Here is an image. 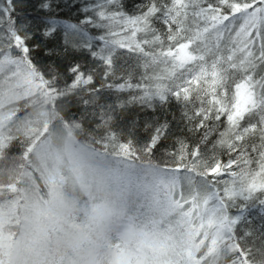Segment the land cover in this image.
<instances>
[{
    "label": "snow or ice",
    "instance_id": "1",
    "mask_svg": "<svg viewBox=\"0 0 264 264\" xmlns=\"http://www.w3.org/2000/svg\"><path fill=\"white\" fill-rule=\"evenodd\" d=\"M111 4L115 10L101 13L107 27V51L101 57L104 78L116 75L114 53L117 49L139 53L146 69L163 65L164 70L160 72L149 74L146 70L141 82L135 85L121 77L123 82L115 88L121 91L135 88L142 98L164 100L171 96L183 101L186 108L193 104L192 113L185 111L184 117L189 122L196 121V131L205 130L200 143L189 146L181 142L177 150L168 153L172 157L170 167L153 168L159 177L160 195L170 213H179L177 224L182 229L169 226L178 242L175 259L169 264H250L236 238L235 221L229 210L230 202L241 192L264 194V0H170L168 4L148 0L138 15L123 13L115 7L116 0H111ZM190 7L194 9L193 16L203 20L204 26L197 27L192 35H185L187 29L183 22ZM153 18L160 19L166 33L152 27ZM138 33H151V39H129V35L134 38ZM211 36L215 40L209 47ZM0 41V75L7 72L9 76H21L31 91L43 92L57 100L93 83V75H86L76 65L69 70L73 73L72 83L63 89L57 88L33 64L23 37L15 34L11 39L5 37ZM225 41L231 45L226 48L227 54H214L213 49L219 52ZM147 45L152 47L146 49ZM207 54H213L210 65ZM189 65L194 67H186ZM234 73L240 74L239 82H235ZM254 117H258L255 123ZM222 118L226 127L217 132L216 125L209 122H220ZM246 119L247 126H242ZM47 132L45 125L42 134ZM214 133L218 139L211 148L202 151L201 145ZM257 134L259 145L252 142ZM160 135L156 131L139 151L149 157V162ZM11 139L0 137V149ZM110 144L125 160L140 158L131 141L119 139L112 131L103 137V146ZM218 147L227 150L226 162L218 157L215 151ZM249 149L258 159L253 160ZM30 152L31 145L24 149V159H28ZM233 153L237 154L235 158ZM253 163L257 169L252 168ZM224 175L231 176V182L219 179ZM15 187L9 186L13 191ZM136 211L139 212V206ZM193 244L196 253L191 251ZM251 264H264V250L259 261Z\"/></svg>",
    "mask_w": 264,
    "mask_h": 264
},
{
    "label": "clouds",
    "instance_id": "2",
    "mask_svg": "<svg viewBox=\"0 0 264 264\" xmlns=\"http://www.w3.org/2000/svg\"><path fill=\"white\" fill-rule=\"evenodd\" d=\"M31 97L34 121L19 126L31 145L0 154V264H168L178 242L161 227L156 166L103 146L108 123L89 129L21 76L0 75V109ZM9 109L0 112V125ZM48 132L42 134L44 125ZM30 173V174H29ZM9 185H15V191ZM140 202L145 211L134 210Z\"/></svg>",
    "mask_w": 264,
    "mask_h": 264
},
{
    "label": "trees",
    "instance_id": "3",
    "mask_svg": "<svg viewBox=\"0 0 264 264\" xmlns=\"http://www.w3.org/2000/svg\"><path fill=\"white\" fill-rule=\"evenodd\" d=\"M169 2L170 0H157L159 4ZM147 4L148 0H116L115 7L127 15H138ZM111 10H115L111 0H0V38L11 39L15 34L23 37V42L29 49V58L57 88L63 89L72 83L73 73L69 70L73 66L78 65L86 75L91 73L92 84L73 90L62 99L54 100L55 103L67 106L68 115L73 119H82L89 129L107 121V132L112 131L119 139L131 141L140 156L139 151L147 145L156 131H160L161 135L152 150L150 162L170 167L172 157L168 153L177 150L181 142L189 146L200 143L205 130L196 131V121L189 122L184 117L185 111L192 113L193 104L186 108L183 101L171 96L164 100L159 97L142 98L135 88L123 91L115 88V85L123 82L121 77L135 85L141 82V76L146 70L149 74L153 71L160 72L164 70L163 65L146 69L139 53L117 49L114 53L116 75L104 78L101 57L107 51V27L101 13ZM193 11L192 7L188 9V17L183 22L187 29L185 35H192L197 27L204 26L203 20L193 16ZM152 27L162 34L167 31L160 19L153 18ZM129 39L150 40L151 33H138L134 38L129 35ZM214 40V36L208 38L209 47ZM145 47L148 49L152 45ZM228 47H231L229 43L222 42L219 52L213 49V53L226 55ZM206 59L210 65L213 54H207ZM234 78L235 82H239L240 74L234 73ZM229 83L234 88V83ZM30 98L29 94L25 93V98H18L13 104L0 109V112L14 109L9 112V118L0 125V137L12 138L5 148L0 149V154H3L6 160H12L17 154L23 155L24 149L29 146L24 131L17 129L20 125L36 119L35 113L27 106ZM194 103L199 107L198 102ZM257 120L258 117H254L252 122ZM209 123L216 125L217 132L226 127L223 118L220 122ZM247 124V119L242 122V126ZM102 135L105 136L104 133ZM217 139V134H212L208 142L201 145L202 151L211 148ZM252 142L259 145L258 134L252 137ZM215 151L223 161L229 159L226 149L218 147ZM249 152L251 153V149ZM236 155L233 153L232 157L235 158ZM251 155L254 161L258 159L257 154ZM145 157L149 160V157ZM252 168L257 169V164L253 163ZM219 179L231 182L232 177L224 175ZM220 187L222 188L223 184ZM158 200H164L163 196H159ZM138 203L142 206L139 213H143L145 209L139 201ZM230 203L232 207L229 211L235 221L234 230L240 248L245 250L250 264L252 261L258 262L261 250H264V194L259 191L251 194L241 192ZM134 210L136 211V208ZM170 226H173V223H170ZM175 230L182 231L180 227ZM191 251L196 253V248H191Z\"/></svg>",
    "mask_w": 264,
    "mask_h": 264
},
{
    "label": "rangeland",
    "instance_id": "4",
    "mask_svg": "<svg viewBox=\"0 0 264 264\" xmlns=\"http://www.w3.org/2000/svg\"><path fill=\"white\" fill-rule=\"evenodd\" d=\"M162 196V195H160ZM139 206L140 209H142V206L137 202V204L134 206V208H137ZM158 212L160 214L161 217V227H166L169 229L170 223H173V229H176V227H179V225L177 224V221L179 219V213H170L164 200H159V204H158ZM174 233V232H173ZM196 248L195 244H193V246L191 247Z\"/></svg>",
    "mask_w": 264,
    "mask_h": 264
}]
</instances>
